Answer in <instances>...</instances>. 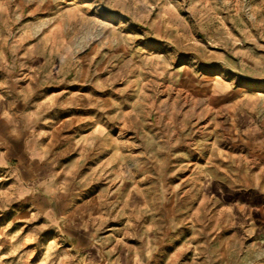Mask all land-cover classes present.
<instances>
[{
    "label": "rangeland",
    "instance_id": "374dc122",
    "mask_svg": "<svg viewBox=\"0 0 264 264\" xmlns=\"http://www.w3.org/2000/svg\"><path fill=\"white\" fill-rule=\"evenodd\" d=\"M257 1L0 0V264H83L16 189L25 123L2 117L26 112L63 117L30 127L73 195L95 193L107 264L264 260V75L235 55Z\"/></svg>",
    "mask_w": 264,
    "mask_h": 264
},
{
    "label": "crops",
    "instance_id": "0c3cea01",
    "mask_svg": "<svg viewBox=\"0 0 264 264\" xmlns=\"http://www.w3.org/2000/svg\"><path fill=\"white\" fill-rule=\"evenodd\" d=\"M253 10L256 11L258 17L256 24L253 25L257 28L258 34L252 37L251 46L237 47L235 55L241 59L248 58V50H250L252 53L251 58L255 60L257 65V69L253 73L259 78L264 75V0L263 2L259 0L254 3ZM2 118H16V121L25 123L22 128L19 126L12 130V127L9 129L11 138H17L21 135L27 137L25 157L21 155L19 149L11 148L12 151H16L18 156H22V159L19 157L18 162L20 164L18 169L20 174L19 177L17 175L18 180L15 181L17 191L23 194H34L32 203L42 209L44 219L58 229L59 234L64 236L69 246L77 247L83 264L109 263L108 252L101 249L97 242H94L93 216L95 215L94 222L97 219L94 210L96 208L95 193L83 197L79 194L77 196L73 195L71 174L63 175L62 172L60 173L61 170H58L51 161H47L51 154L48 141H41L35 134V129L30 127L34 118L63 117L56 113L36 115L26 112L25 114L15 113L9 117L4 115ZM252 132L254 133L255 130L253 129ZM49 137L51 138V136ZM10 155V150L2 151L0 164L6 165ZM255 213L264 217V202L256 205ZM257 233L263 235L264 227ZM261 239L258 238L257 241ZM262 240H264V237ZM116 262L117 264H149L148 249L145 248L142 252H124ZM259 264H264V260Z\"/></svg>",
    "mask_w": 264,
    "mask_h": 264
},
{
    "label": "bare ground",
    "instance_id": "6f19581e",
    "mask_svg": "<svg viewBox=\"0 0 264 264\" xmlns=\"http://www.w3.org/2000/svg\"><path fill=\"white\" fill-rule=\"evenodd\" d=\"M89 258V257H88Z\"/></svg>",
    "mask_w": 264,
    "mask_h": 264
}]
</instances>
